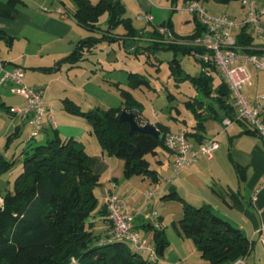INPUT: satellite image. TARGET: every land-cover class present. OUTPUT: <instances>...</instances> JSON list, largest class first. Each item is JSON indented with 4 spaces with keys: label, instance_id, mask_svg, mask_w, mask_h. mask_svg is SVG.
Returning <instances> with one entry per match:
<instances>
[{
    "label": "trees",
    "instance_id": "obj_1",
    "mask_svg": "<svg viewBox=\"0 0 264 264\" xmlns=\"http://www.w3.org/2000/svg\"><path fill=\"white\" fill-rule=\"evenodd\" d=\"M74 1V15L78 22L94 33L79 40L73 52L58 60L54 66L41 67L43 71L59 70L64 65H79L89 59L100 42L118 38L113 30L120 23L126 27L127 35L138 36L139 30L131 18L124 16L127 8L122 0H99L96 3L91 0ZM170 1L175 6L180 1L189 0ZM198 1L229 4L239 0ZM262 1L264 4V0ZM22 3L23 0L0 1V14L12 17L19 11ZM106 12L109 16L108 30L98 35L96 32L101 31L99 20ZM194 20L195 29L186 38L201 34L204 29L196 15ZM167 25L172 28L171 19ZM154 32L159 33L157 27ZM0 38L9 42L13 39L4 31L0 32ZM253 40L248 26L241 28L237 34V43L243 51L264 54V47L255 44ZM166 44L186 54L195 55L198 51V48L186 44ZM198 60L202 70L198 76L186 72L176 57L172 60L174 73L180 78H189L197 90V94L187 101L196 119L193 126L196 131L188 132L187 136L203 140L206 137L205 122L208 119L220 122L222 115L231 117L233 121H241L248 126L247 132L258 135L245 120L237 116L229 84L221 78L220 83L215 86V73L219 72L216 66L199 58ZM129 77L135 87L149 83L136 72H131ZM121 94L124 103L120 106L104 108L97 105L93 109L84 110L74 100L65 98L63 109L87 120L107 155L124 159L126 178L148 176L157 184L161 177L159 171L151 167L149 155L157 156L161 151H170L166 145L169 130L166 126L156 125L163 133L161 139L139 131L132 134L130 123L120 120L123 111L133 112L140 125L149 122L143 116L141 103L133 93L121 88ZM0 104L5 106L4 102ZM11 108L4 107L7 112L13 113ZM178 120L186 122V119ZM45 130L46 126L43 131ZM18 136L19 126L8 136L6 146L9 147ZM38 136L26 141L27 144L22 149L19 157L22 171L15 178L13 187L5 194L0 193V264H159L170 241L165 230L152 222L145 226L155 228V259L136 250L127 240L113 239L109 232L102 234L96 231L99 219L108 220L110 228L112 224L108 217L107 202L101 206L96 191L103 181L93 171L85 145L73 136H63L58 129H53L52 135L43 141H38ZM15 163L14 157L9 159L0 152V174L9 171ZM235 168L244 180L246 167L235 164ZM163 198L183 202V216L179 227L187 238L193 240L207 264L231 263L252 251L253 240L229 220L218 215L211 205L198 206L188 202L175 187H171Z\"/></svg>",
    "mask_w": 264,
    "mask_h": 264
},
{
    "label": "crops",
    "instance_id": "obj_2",
    "mask_svg": "<svg viewBox=\"0 0 264 264\" xmlns=\"http://www.w3.org/2000/svg\"><path fill=\"white\" fill-rule=\"evenodd\" d=\"M0 1L6 2L7 0ZM91 1L96 3L99 0ZM144 1L140 2L141 7H139L143 8L145 13L148 12L153 15V9L149 5L155 3L153 1L150 3L145 1L144 3ZM62 4L66 9L64 14L56 9L58 2L55 0H23V3L19 5V11L14 13L12 17L0 14V32L4 31L13 37L10 42L5 38H0V60L5 63L8 69L17 67L24 69L25 82L32 87L41 88L45 91L43 99L46 104L52 107L54 116L53 123L46 119V130L58 129L63 136H73L85 145L90 154L91 167L95 173L101 176L103 181L102 185L96 189L101 206L105 204L109 193L114 192L120 195L126 201V210L130 212L141 211L135 219V227L140 231L143 240L155 247V228L145 226L152 222L160 229L165 230L171 244L182 245L179 251L184 253V258L188 260L193 253L188 255L183 248L186 245L190 247L192 242L189 241L192 240L187 238L179 227V221L183 216V202L163 198L171 187H175L186 201L198 206L211 205L218 215L229 220L253 240V249L247 255L246 264H264V245L257 239L256 235L257 230L264 226L263 138L255 133L247 132L248 126L241 121H233L231 125L225 127L222 124L225 115H222L220 122L208 119L205 122L206 131L204 134L206 137L203 140H197L194 136H188V138L195 148L208 139H216L220 146L211 156L201 154L192 165L182 168L178 175L172 176L174 173L172 171L173 156L170 151L165 150L154 156L156 166L153 168L159 171L161 177L159 183H154L152 178L148 176L126 178L124 159L107 155L87 120L63 109L62 99L73 98V96L67 95L64 90L67 92L68 88L72 91H78L75 80L79 76L75 73L77 71L75 67L83 69L84 66L64 65L61 69L54 71L40 69L41 67L54 66L58 60L73 52L79 40L91 34L87 28L78 22L74 15L75 1L62 0ZM43 6H47L49 9L45 10ZM240 8V11H236L237 13L234 12V14H238L237 17L244 19L246 16L245 9L243 5ZM235 19L237 18L235 17ZM154 20L153 15V21L147 22L153 24ZM262 23L264 29V16ZM133 24L137 26L134 21ZM174 28L172 22L171 29L179 38H186L191 34L178 35ZM193 29H195V25ZM239 31L237 30L236 34ZM253 42L264 47V42L262 44L257 39ZM72 72L76 77L71 76L70 73ZM255 72L257 75L256 90L258 92L255 93L254 91L253 94L250 92L251 95H247L250 98L264 92V72L257 70ZM216 76L220 77V80L221 78L225 80L220 71L215 73ZM86 78L84 87L90 86L93 81L97 80L95 78L92 80L90 76ZM113 84L118 86L119 81L112 79L110 85ZM250 85L255 86L254 81ZM118 88L121 91L122 87ZM108 89L106 92L112 90L111 87ZM79 94L80 99L77 98V95L74 98L76 101L81 102L88 97L86 93ZM117 97L124 103L122 94L121 96L117 95ZM105 99H108L107 95L104 99H99L98 105L105 104ZM232 101L234 103L233 94ZM0 102L5 103L4 107L15 108H24L27 104L25 97L16 92L12 84H0ZM4 107L0 104V152L10 159L7 154L9 147L6 146L8 136L18 126L20 127V135L22 133L30 134L32 125L28 117H24L20 113H9ZM143 116L147 122H150L144 113ZM195 123L196 119L193 116L191 120L187 119L185 123L183 122L185 127L175 129L166 127L169 132H185L187 134L196 131L193 129ZM235 164L246 167L244 180L240 178ZM152 189L155 190V193L152 198L148 199L145 194ZM157 195H160L161 201L156 198ZM153 213H156L158 225L150 218ZM171 222L172 229L170 228ZM109 230V221L99 219L96 231L106 234ZM180 259L183 260L182 257ZM160 261L163 259L160 258ZM163 262L165 264L174 263L168 258ZM197 264H207V262L199 261Z\"/></svg>",
    "mask_w": 264,
    "mask_h": 264
},
{
    "label": "rangeland",
    "instance_id": "obj_3",
    "mask_svg": "<svg viewBox=\"0 0 264 264\" xmlns=\"http://www.w3.org/2000/svg\"><path fill=\"white\" fill-rule=\"evenodd\" d=\"M122 1L126 3L125 5L127 6L124 16L131 18V20L137 24V26H134L139 30L138 36L127 35L126 27L120 23L113 30L116 37H118L116 40L100 42L95 48V52L89 55L90 58L79 64L80 66H84L83 69L75 67L77 70L75 73L79 76V78L75 80L77 82L76 90L78 91H72L67 88V92L66 90H64V92L67 95L73 96L71 99L80 104L84 110H90L97 106L98 103H100L98 102L100 101L99 99H104L106 95L108 99H105V104H101L102 107L108 108L122 105L123 102L117 97V95L121 96V91L118 87L126 88L129 89L133 93L135 99L141 103L143 113L151 123L169 126L172 129L183 127V122L179 121L178 118L191 120L194 116L187 101L197 94V90L189 78H180L174 73L175 70L172 68V60L175 57L179 59L183 69L195 76L200 75L202 71L201 64L195 55L186 54L182 50L176 51L174 48L169 47L168 44H166L167 42H165L167 36L162 33L155 34L154 30L156 26L167 25L171 19L176 34L181 36L190 34L194 30L193 28L196 24L194 14L182 9L174 10L170 0H145L148 3H150V1L155 3L154 5H149V7L151 6L153 9L152 13L155 17L153 24H150L146 19L142 21L145 12L143 8H140V2L144 0ZM178 4L181 5L182 2L180 1ZM202 4L211 14L228 13L234 18L236 17L242 20V18L237 17L238 14H234V12L237 13L236 11H240L241 9L240 7L242 4L240 0L233 1L229 4L218 3L216 1L202 2ZM108 17L107 12L101 16L99 20L101 31L96 32L98 35L108 30ZM252 70L254 71L253 81L255 86L246 84L243 89L246 95H251L254 91L255 93L258 92L256 90L257 75L254 68H252ZM131 72H136L144 76L149 83H144L139 87L133 86L129 77ZM70 74L72 77H76L73 75L74 72ZM89 76L92 80H94V78L97 80L93 81L90 86L84 87L83 84L87 79L86 77ZM112 79L119 81V85L116 86V84H113L111 86L110 81ZM214 82L217 86L220 83V77L216 76ZM110 87L112 90L106 92ZM79 93H86L88 97L81 100V102L76 101L74 99L76 95L77 98L80 99ZM80 117L85 119L82 116ZM52 131L53 129L45 130L42 135L37 138L38 141H43L47 136H51ZM28 135L27 133H22V135L16 137L12 145L9 146L7 154L10 158L14 157L16 163L9 171L0 174V193L2 194H5L13 187L15 178L22 171V163L19 157L22 149L27 144L26 137ZM4 151L3 149V152ZM149 158L151 160V167L156 166L154 155L150 154ZM173 175L174 173H172V176ZM156 198L161 201L160 195H157ZM170 228H173L172 222ZM189 242H192L190 247L186 245L183 248L188 255L193 253L188 260L184 258V253L179 251L182 245L178 243L171 244L170 242L165 255L162 257L163 261H166L168 258L174 261L172 264H194L197 260V263H199V261H203L204 263L205 260L201 257L200 253H198L199 251L193 240ZM180 257H182L183 260H181ZM163 261H160L159 264H165Z\"/></svg>",
    "mask_w": 264,
    "mask_h": 264
},
{
    "label": "built area",
    "instance_id": "obj_4",
    "mask_svg": "<svg viewBox=\"0 0 264 264\" xmlns=\"http://www.w3.org/2000/svg\"><path fill=\"white\" fill-rule=\"evenodd\" d=\"M55 1L58 2L56 9L64 14L66 9L62 0ZM240 1L246 12V16L242 20H237L228 13L211 14L198 0H189L182 2L181 5L173 6L174 10L188 11L200 20L204 29L201 34L193 38H179L171 27L165 24L158 26L157 30L167 36L165 42L181 43L198 48V51L194 53L195 56L216 66L231 88L237 116L245 120L264 140V92L258 93L253 98L243 92L246 84H252L254 73L252 68L264 72V54L243 51L237 43L236 34L237 30L248 26L254 40L257 39L263 44L264 4L262 0ZM43 9L48 10L49 8L43 6ZM143 19L152 22L153 15L147 12ZM0 84H12L14 90L27 100L24 108H11V112L28 117L32 125L27 141L41 134L45 128L46 119L54 122L52 107L46 104L43 99L44 90L32 87L25 82L24 69L19 67L8 69L5 63L0 60ZM232 123L233 119L228 116L222 120L225 127ZM166 145L173 156L172 168L175 176L182 168L192 165L201 154L211 156L220 146L216 139H208L195 148L185 132H169L166 136ZM154 193L155 190L152 189L148 190L145 195L150 199ZM106 202L108 217L112 224L109 230L111 237L127 240L136 250L148 254L153 259L157 258L156 248L143 240L140 231L134 226L135 218L141 211H126V201L114 192L107 195ZM150 218L158 225L156 213H153ZM256 235L264 245V226L257 230ZM246 262L247 256H242L227 264H246Z\"/></svg>",
    "mask_w": 264,
    "mask_h": 264
},
{
    "label": "water",
    "instance_id": "obj_5",
    "mask_svg": "<svg viewBox=\"0 0 264 264\" xmlns=\"http://www.w3.org/2000/svg\"><path fill=\"white\" fill-rule=\"evenodd\" d=\"M120 120L128 121L131 125V133L133 134L135 131H139L142 133H149L157 138L161 139L163 137L162 131L153 123H146L144 125H140L135 119L134 113L129 112L127 110L123 111L120 115Z\"/></svg>",
    "mask_w": 264,
    "mask_h": 264
}]
</instances>
